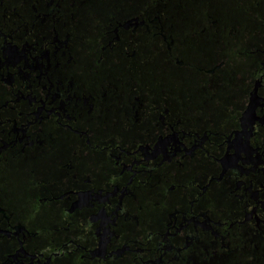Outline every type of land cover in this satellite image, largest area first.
<instances>
[{"label":"flooded vegetation","instance_id":"1","mask_svg":"<svg viewBox=\"0 0 264 264\" xmlns=\"http://www.w3.org/2000/svg\"><path fill=\"white\" fill-rule=\"evenodd\" d=\"M0 264H264V0H0Z\"/></svg>","mask_w":264,"mask_h":264}]
</instances>
